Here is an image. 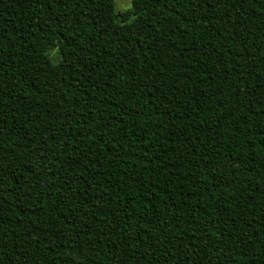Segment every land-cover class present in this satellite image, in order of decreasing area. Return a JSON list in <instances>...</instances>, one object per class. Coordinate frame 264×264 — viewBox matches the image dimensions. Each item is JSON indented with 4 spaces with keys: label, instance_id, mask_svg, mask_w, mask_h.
Wrapping results in <instances>:
<instances>
[{
    "label": "trees",
    "instance_id": "obj_1",
    "mask_svg": "<svg viewBox=\"0 0 264 264\" xmlns=\"http://www.w3.org/2000/svg\"><path fill=\"white\" fill-rule=\"evenodd\" d=\"M0 264H264V0H0Z\"/></svg>",
    "mask_w": 264,
    "mask_h": 264
},
{
    "label": "rangeland",
    "instance_id": "obj_2",
    "mask_svg": "<svg viewBox=\"0 0 264 264\" xmlns=\"http://www.w3.org/2000/svg\"><path fill=\"white\" fill-rule=\"evenodd\" d=\"M130 5H131V0H114V9L117 12L128 9ZM50 54L53 61H56L57 60L56 51H51Z\"/></svg>",
    "mask_w": 264,
    "mask_h": 264
}]
</instances>
